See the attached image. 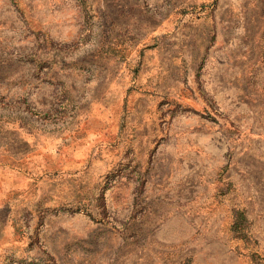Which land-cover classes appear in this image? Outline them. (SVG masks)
<instances>
[{"label":"rangeland","instance_id":"obj_1","mask_svg":"<svg viewBox=\"0 0 264 264\" xmlns=\"http://www.w3.org/2000/svg\"><path fill=\"white\" fill-rule=\"evenodd\" d=\"M0 264H264V0H0Z\"/></svg>","mask_w":264,"mask_h":264}]
</instances>
